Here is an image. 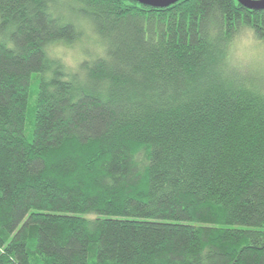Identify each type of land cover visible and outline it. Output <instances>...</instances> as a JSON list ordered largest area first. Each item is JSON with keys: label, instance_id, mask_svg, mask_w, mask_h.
I'll return each instance as SVG.
<instances>
[{"label": "trees", "instance_id": "trees-1", "mask_svg": "<svg viewBox=\"0 0 264 264\" xmlns=\"http://www.w3.org/2000/svg\"><path fill=\"white\" fill-rule=\"evenodd\" d=\"M82 21L79 82L50 53ZM210 21L264 37L237 0H0V264H264V87L213 71Z\"/></svg>", "mask_w": 264, "mask_h": 264}, {"label": "clouds", "instance_id": "clouds-1", "mask_svg": "<svg viewBox=\"0 0 264 264\" xmlns=\"http://www.w3.org/2000/svg\"><path fill=\"white\" fill-rule=\"evenodd\" d=\"M83 30L89 37V52H81L77 56H65L64 49L56 48L52 53L60 59L66 79L77 77L79 82L86 79V71L81 65L87 61L89 66L97 58H106V42L94 31L88 21H82ZM214 55L213 71L222 79L232 82L233 74H250L257 81L264 80V37L248 26L241 25L231 34L221 33L215 21H210L207 36ZM0 43L14 47V42L7 34H0ZM51 75V73H49Z\"/></svg>", "mask_w": 264, "mask_h": 264}, {"label": "rangeland", "instance_id": "rangeland-1", "mask_svg": "<svg viewBox=\"0 0 264 264\" xmlns=\"http://www.w3.org/2000/svg\"><path fill=\"white\" fill-rule=\"evenodd\" d=\"M7 31H1L0 30V34H7ZM88 43H89V37L86 35V32L84 31L82 38L77 41L76 43L72 44V43H59L56 45L51 46V52H53L56 48H60V49H64V52L62 53L65 56H77L79 53L84 52V53H88L90 50L88 48ZM256 79V78H254ZM261 82L263 83V87H264V80H261ZM34 91H35V85L33 84L32 87V93H31V99L32 101H34ZM31 101V106L33 105ZM31 115V113H30ZM31 123H30V118L28 120V125H27V134L30 136L31 134Z\"/></svg>", "mask_w": 264, "mask_h": 264}, {"label": "water", "instance_id": "water-1", "mask_svg": "<svg viewBox=\"0 0 264 264\" xmlns=\"http://www.w3.org/2000/svg\"><path fill=\"white\" fill-rule=\"evenodd\" d=\"M141 5L153 7V8H167L171 5L176 4L180 0H131ZM242 6L249 10L264 11V0L263 1H252V0H237Z\"/></svg>", "mask_w": 264, "mask_h": 264}, {"label": "built area", "instance_id": "built-area-1", "mask_svg": "<svg viewBox=\"0 0 264 264\" xmlns=\"http://www.w3.org/2000/svg\"><path fill=\"white\" fill-rule=\"evenodd\" d=\"M252 1H263V0H252Z\"/></svg>", "mask_w": 264, "mask_h": 264}]
</instances>
